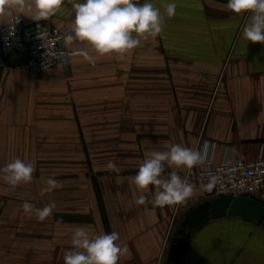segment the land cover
Wrapping results in <instances>:
<instances>
[{"label":"crops","instance_id":"0c3cea01","mask_svg":"<svg viewBox=\"0 0 264 264\" xmlns=\"http://www.w3.org/2000/svg\"><path fill=\"white\" fill-rule=\"evenodd\" d=\"M151 2L164 12L162 0ZM175 2L162 34L142 39L123 61L89 52L95 64L79 55L67 68L35 74L20 67V55L5 60L0 51V168L18 157L36 169L15 190L0 173V264H64L77 226L90 236L119 233L128 251L118 264H176L169 250L182 221L209 199L189 179L194 192L183 204L137 205L139 195L155 192L131 183L146 155L180 144L208 145L209 154L215 147L216 166L264 157V44L242 36L251 13L231 12L227 0ZM31 12L18 15L73 34L67 0L47 19L35 21ZM68 46L87 49L78 39ZM109 161L118 172L106 168ZM175 171L186 180L188 168ZM50 177L62 187L42 196ZM53 201L43 222L21 208ZM191 236L179 264H264V220H213Z\"/></svg>","mask_w":264,"mask_h":264},{"label":"clouds","instance_id":"9594fccd","mask_svg":"<svg viewBox=\"0 0 264 264\" xmlns=\"http://www.w3.org/2000/svg\"><path fill=\"white\" fill-rule=\"evenodd\" d=\"M74 11L72 35L65 37L70 42L74 39L83 41L87 49L82 52L84 58L91 64L95 59L89 54L94 52L99 56L114 54L119 60H125L128 53L137 47H142V39L156 38L164 28L165 16L176 15L175 0H162L156 7L151 0L140 3L139 0H67ZM65 0H0V17H7L9 35H13L10 25L17 24L21 13L26 7L32 9L31 18L35 21L47 19L54 15ZM227 8L235 14L251 13L243 29V39L252 43L264 44V0H227ZM135 34V35H133ZM204 163L201 154L180 144H170L165 151H152L140 164L138 172L131 178V183L141 192L149 191V186H155L151 199L141 194L135 199L137 205L151 203L153 207L180 205L186 202L194 192V187L183 179L176 168L191 169ZM109 171H119L113 161L106 165ZM166 168L173 170L165 175ZM36 171L32 162L15 158L0 168L4 181L15 190L21 184H29ZM47 187L41 190V195L51 193L62 187L54 178H48ZM211 185H209L210 187ZM55 202H50L41 208L32 203L24 202L21 208L25 214L34 215L43 222L50 217L55 209ZM72 248L64 253V264H118L120 258L127 253V245L120 242L119 233H101L90 236L83 226L75 227L71 239Z\"/></svg>","mask_w":264,"mask_h":264},{"label":"built area","instance_id":"2783aa9c","mask_svg":"<svg viewBox=\"0 0 264 264\" xmlns=\"http://www.w3.org/2000/svg\"><path fill=\"white\" fill-rule=\"evenodd\" d=\"M13 35H9V26L0 30V51L5 60L12 55H20V67L35 74H44L56 68H67L71 58L82 55V51L73 52L65 37L71 35L67 27L59 28L52 23L31 25L25 17L10 25ZM14 66H6L9 71ZM214 148L211 154L208 145L197 149L204 163L188 169L186 180L194 179L207 199L249 198L264 203V157L254 161H225L214 164ZM209 185H211L209 187Z\"/></svg>","mask_w":264,"mask_h":264},{"label":"water","instance_id":"95a60500","mask_svg":"<svg viewBox=\"0 0 264 264\" xmlns=\"http://www.w3.org/2000/svg\"><path fill=\"white\" fill-rule=\"evenodd\" d=\"M232 217H240L252 221L264 220V203L249 198L211 199L189 211L179 227V234H184L185 239L189 240L192 237L191 234L202 228L205 223ZM181 248L182 243L175 239L169 250L170 263H180L178 252Z\"/></svg>","mask_w":264,"mask_h":264},{"label":"flooded vegetation","instance_id":"af4514ba","mask_svg":"<svg viewBox=\"0 0 264 264\" xmlns=\"http://www.w3.org/2000/svg\"><path fill=\"white\" fill-rule=\"evenodd\" d=\"M177 238H176V240H178L180 243H182V246H183V242L186 240L184 237V234H178Z\"/></svg>","mask_w":264,"mask_h":264}]
</instances>
